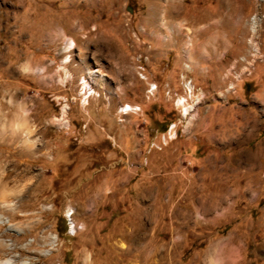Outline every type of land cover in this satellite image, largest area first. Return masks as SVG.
<instances>
[{"label":"rangeland","instance_id":"1","mask_svg":"<svg viewBox=\"0 0 264 264\" xmlns=\"http://www.w3.org/2000/svg\"><path fill=\"white\" fill-rule=\"evenodd\" d=\"M5 260L264 264V0H0Z\"/></svg>","mask_w":264,"mask_h":264},{"label":"built area","instance_id":"2","mask_svg":"<svg viewBox=\"0 0 264 264\" xmlns=\"http://www.w3.org/2000/svg\"><path fill=\"white\" fill-rule=\"evenodd\" d=\"M182 83H183V85H184V87H185V91H186V93L194 100V99H196V98H199V96L198 95H196V91H193V79L191 78V77H184L183 75H182ZM155 86H157V85H155ZM182 100H184V101H181L180 103L182 104V103H185L186 104V106L184 105L183 106V104H182V106H183V110H186L187 111V108H189L190 106H189V103H188V101H187V99L185 98V97H183L182 98ZM180 101V100H179ZM189 106V107H188ZM134 110H140V107H137V108H134ZM177 124L176 123H173V124H171V126H170V128H169V130H168V137L169 138H174V137H176V135H177ZM164 138H167V135H164Z\"/></svg>","mask_w":264,"mask_h":264},{"label":"bare ground","instance_id":"3","mask_svg":"<svg viewBox=\"0 0 264 264\" xmlns=\"http://www.w3.org/2000/svg\"><path fill=\"white\" fill-rule=\"evenodd\" d=\"M236 13V12H235ZM74 42V41H73ZM73 42H72V44H73ZM71 44V43H70ZM189 57L191 58V54H189ZM90 78H91V81L92 82H95L96 81V79H97V74L95 73V72H92V73H90ZM84 79V85H85V88H87V86H91L90 84L91 83H89V80L88 79H86V78H83ZM193 91H194V85H193ZM181 101H184V100H182V98H181ZM180 101V102H181ZM183 104V106L185 105L186 106V104L185 103H182ZM129 107H130V110L131 109H134V107L132 108V106L131 105H129ZM189 107V106H188ZM124 109H126L127 110V108H124ZM188 109L189 108H187V111H188ZM4 221H10V219H5ZM74 225H75V228L77 227V223H75L74 222ZM73 225V226H74ZM11 261V260H10ZM9 262V260H5V261H1L0 262V264H10V263H8ZM216 262V263H215ZM214 262V264H219L220 262L219 261H215ZM217 262H219V263H217Z\"/></svg>","mask_w":264,"mask_h":264}]
</instances>
